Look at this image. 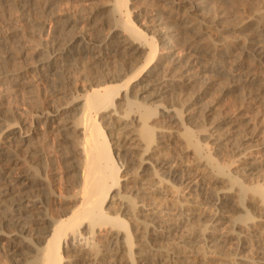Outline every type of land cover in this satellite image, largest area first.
Listing matches in <instances>:
<instances>
[{"label": "bare ground", "instance_id": "1", "mask_svg": "<svg viewBox=\"0 0 264 264\" xmlns=\"http://www.w3.org/2000/svg\"><path fill=\"white\" fill-rule=\"evenodd\" d=\"M164 1L169 5L166 17L131 6L136 0L104 2L98 10L91 8L90 0H0V17L15 8V2L25 13L33 8L49 19L58 15L51 9L58 4L81 2L82 10L87 6L80 15L67 11L57 16L52 35L45 22L24 28L13 17L15 12L0 18V206L8 214L0 218V245L5 244L10 255L23 241L34 253L31 264H62L69 256L91 260L93 248L96 256L108 254L112 264H139L136 256L149 255L157 256L160 264H264V154L239 145L240 138L251 133L252 118L216 116L211 104L194 107L205 92L202 81L209 83L219 74L230 75L238 84L243 62L228 66L205 57V51H218L214 40L203 37V24L209 22L203 16L205 0ZM101 12L109 23L104 33L95 21ZM86 24L92 26L83 28ZM240 48L259 68L249 79L264 88V25H253L240 39ZM117 54L123 58L120 64H102ZM76 61L91 82L83 93L73 95L74 77L63 68ZM92 69L98 74L93 76ZM34 74L54 90L46 107L35 91ZM179 89L191 93L181 106ZM24 91L29 93L31 118L23 117L15 103L16 94ZM203 114L214 115L210 126L201 128ZM187 122L197 126V135ZM175 127L186 143L182 153L193 156L181 170L165 152ZM43 138L54 141L55 147L44 144ZM223 151L234 155L220 161L215 155L221 157ZM117 156L126 157V164ZM58 159L74 176V185L63 199L66 206L54 216L41 195L61 199V194L39 169L53 170ZM26 161L30 166L16 173L14 167ZM133 163L138 165L128 169ZM197 168L227 174L224 190L236 195L244 209L241 216L225 214L227 203L221 195L217 199L223 208L211 214L193 207L188 199L196 189L192 177H197ZM257 176L262 183H246ZM171 179L184 184L183 191L189 193L185 199H178ZM7 195L9 203L3 198ZM247 200L263 216L245 210ZM176 233L186 250L163 249L160 239ZM202 241L213 249L201 251ZM228 245L238 252L223 260L219 249ZM134 247L141 250L133 252Z\"/></svg>", "mask_w": 264, "mask_h": 264}, {"label": "rangeland", "instance_id": "2", "mask_svg": "<svg viewBox=\"0 0 264 264\" xmlns=\"http://www.w3.org/2000/svg\"><path fill=\"white\" fill-rule=\"evenodd\" d=\"M108 1L112 0H90L91 8H93L94 10H98L102 3ZM178 1L181 2V0ZM13 4L16 5L15 8L9 7L10 11L6 12V15L8 14L9 16H13V12H15V15L13 17L17 16L20 20L19 24L24 26V28H27L29 23H39L42 26L45 22V24H47V28H50L49 32L51 33V35L53 34L52 32L54 31V28L56 26L55 20L58 19L57 16L62 15L67 11L80 15L87 9V6H85L86 9L82 10L84 5L81 4V2H68L64 4H58L57 6L51 8L54 12H56L55 14L58 15L53 19H49L48 14L40 13L37 11V9L32 8L31 10H29V13H25L21 11L17 2ZM185 4L189 6V3ZM203 4H205V12L203 11L204 19L209 21L208 23L203 24L202 28L206 32L203 37H209L214 40L218 50L216 54L210 53L208 51L203 52L205 57L208 59H219L228 66H232L236 60H241V62H243V65L238 72L240 75V82L238 84L234 82L233 78L230 75L219 74H214L215 76H211V80L209 81V83L202 81L201 85L203 87L205 86V92L201 95L199 104L195 105L194 107H198V105L200 104L201 107L206 104H211V106H213L212 111H215L216 116H229L233 118V120H240L245 119L244 117H251L252 119L249 122L250 127L248 128V130L251 129V133L245 135V137H248L247 139L241 137L239 140V145L242 148L249 147V149H252L256 154L262 155L264 154V148H261L260 146L261 142L264 141V88L258 89L257 86H254L252 84L251 80L248 77V74L250 72H256L259 70V68L251 56L241 53L240 39L244 38V36L252 29L253 25H264V0H205ZM130 5L141 6L143 9H146V14L148 15H150L152 12H155L157 14L159 12V14H161L163 17H166L169 6L165 4L164 0H136V2L131 3ZM101 13L98 14V16L95 18V21L99 26V32L104 33L108 30L109 23L105 20V14ZM6 15H4L3 17L1 16L0 18L6 19L8 17ZM211 18H215L217 20L213 21ZM165 21H168V18H165ZM93 22L94 21H92V23ZM91 26L92 25L86 24L83 28H88ZM97 34L98 33H94V37L100 38L98 37L99 34ZM36 38L40 40L41 35H36ZM158 43L159 45H161L160 42ZM122 61L123 58L121 57V55L117 54L105 58L102 64H120ZM84 62L89 65L88 60H84ZM70 64L63 69L74 77V83L71 92L73 95L81 94L91 82V77L81 70L78 61L74 62L71 65ZM91 71H94V73H92L93 76L98 74L95 72L96 69H92ZM117 82L120 81H115L113 83ZM33 83L37 87L35 91L37 90V95L39 96L38 99L42 103L41 105H43V107L48 106V104L50 103V99L52 98V96H54V90H51L49 88V85L46 81L41 82L40 80H38L35 74L33 76ZM227 85H229L228 88H226ZM177 95V105L179 106H181L180 103L186 102L191 97L190 91L184 89H179ZM70 96L72 95H69L68 97ZM28 97L29 93L26 91L17 93L15 103L17 105L18 111L23 117L31 118L32 115L29 112L30 108L28 106ZM212 116L208 117L206 114L202 115L201 128L210 126ZM186 125L189 126L197 135L198 128L195 124L187 122ZM173 130L172 145L167 147L165 149V152L168 153V160L173 164L175 163L177 169L181 170L185 168L184 165H186V163H189V161L193 159V156H184V154L182 153L183 151H185L186 147V143L183 139L184 137L181 135L180 131L179 133H176V127ZM107 133L110 134L111 130L107 129ZM112 136H114V134ZM113 138L114 137H111L112 140H114ZM43 139L46 140L44 144L48 145L49 143L52 148L55 147L56 143L54 141H48L47 138ZM205 139V136L201 134V139L199 140L203 142L202 140ZM113 147V155H116V144H113ZM19 151H21L20 157H23L24 154L22 150L20 149ZM55 153L58 154L59 152L56 151ZM233 155L234 154L231 151H223L221 157H219L218 155L215 156H217L220 161L227 162V160L232 158ZM117 158L120 163L124 160V164H126V157L117 156ZM137 165V163H133L127 168L134 170V167H136ZM29 166L30 164H28V162L26 161L25 163L14 167V171L20 174ZM123 169L124 165L122 170ZM39 171L42 175L46 176L49 181H51L55 193L61 194V199L47 198L43 194L41 195L47 211L56 216L62 212L63 207L66 206V202H68L63 199L66 195L72 192V187L74 185V176L69 173V171L65 168L62 160L60 159H58L53 166V170L48 169L46 171L41 170L40 168ZM207 171V169L197 168V171L195 173L197 177H192L194 178V187L196 189L191 191L192 193L190 192L191 197L188 200H193L194 204L191 203L193 207L200 208L201 213H205L208 215L215 212L216 209H218L220 206L221 208L224 207L223 211L226 215H228V217L236 218L241 216L244 213V209H242V205L237 200L236 195H234L233 193H225V191H229L224 190L226 187H228V182L224 178L227 177V174L216 176L212 175V173H207ZM171 181V185H175V190L178 193V199H185V197H187V194L189 193L186 192V189L183 191L184 184L178 179H171ZM246 183H262V178L257 176L254 179L247 180ZM180 190H182V192ZM218 195H221V197L223 196L222 198H224V202H226L227 205H224L222 207V203H218L220 201L217 199ZM3 198H5V202L9 203L7 201L9 199L8 195ZM3 208L4 206L1 205L0 218L6 217L8 215L3 210ZM244 208L245 210H249V213L251 215H254L256 217L263 216L261 213L262 211H258V207H256L254 203L248 200L245 202ZM2 229L7 230L8 228L2 227ZM27 236L29 237V240L34 238L32 232H29ZM180 239L181 237L179 236V233H176L174 234L173 238H161L160 243L163 249L173 247L175 249L178 248V250L180 251L186 250V246L183 245L184 242L180 241ZM134 240L135 239L133 238V241ZM211 248L212 247L208 248L203 241L201 242V246L199 247L201 251H206L209 249L208 252H210ZM140 250L141 249L139 247L133 248V252ZM219 250L224 252V254L221 256L223 260H225L227 257H232L238 252L230 245ZM95 251L96 249L94 248L89 250V254L92 257L91 260H86L84 259V257L79 258L69 256L63 259L62 264H90L92 262L94 264H112V260H110L111 258L110 256H108V254H101L102 256L99 257L96 256ZM124 251L125 250H123V253ZM102 252L106 253L107 251L104 250ZM9 253L11 252L7 250L5 244L0 245V264H31L30 261L34 260V253L29 251L28 248L24 246L23 241L15 254L10 255ZM202 257L203 253L201 254V258ZM134 260L135 262L138 260L139 264H151V262L158 261L157 256L154 255H149L147 257L136 256ZM160 262L163 264L164 261L161 260Z\"/></svg>", "mask_w": 264, "mask_h": 264}]
</instances>
